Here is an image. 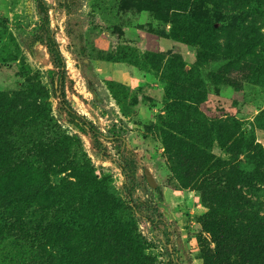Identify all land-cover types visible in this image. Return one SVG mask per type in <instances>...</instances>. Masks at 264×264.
I'll use <instances>...</instances> for the list:
<instances>
[{
  "label": "rangeland",
  "instance_id": "obj_1",
  "mask_svg": "<svg viewBox=\"0 0 264 264\" xmlns=\"http://www.w3.org/2000/svg\"><path fill=\"white\" fill-rule=\"evenodd\" d=\"M38 3L65 65V100L98 129L102 148L68 122L60 88L53 91L59 79L47 77L53 66L38 41ZM183 15L193 22L183 24ZM0 94L42 104L89 160L70 187L79 175L73 151L61 149L53 162L62 167L44 178L0 148V264H73L87 248L78 250L69 229L96 224L84 206L95 191L119 203L117 211L104 208L107 224L138 237L124 249L129 264H205L216 251L208 223L236 216L219 205L232 194L264 216V184L240 180L264 175V0H0ZM29 119V139L43 137ZM85 179L90 187L79 199L73 192ZM19 218L38 227L56 218L62 242L30 246L8 229ZM102 253L108 260L102 254L99 264H107Z\"/></svg>",
  "mask_w": 264,
  "mask_h": 264
},
{
  "label": "trees",
  "instance_id": "obj_2",
  "mask_svg": "<svg viewBox=\"0 0 264 264\" xmlns=\"http://www.w3.org/2000/svg\"><path fill=\"white\" fill-rule=\"evenodd\" d=\"M38 5L42 15V24L39 28L42 35H38V41L46 47L53 66V69L47 72V77L52 80L56 76L59 79L58 88H55L53 91L56 92L60 88V103L68 122L79 133L90 135L95 148H102L98 140L99 135H101L98 129L90 121L78 115L65 100L63 91L65 65L54 35L49 31L46 11L42 4L38 3ZM179 18L183 24L193 22V19L188 15H183ZM184 29L186 31V28ZM183 42L188 45L190 44L189 40L185 37H183ZM133 60L135 61V59ZM112 84L113 86H121L117 83ZM110 92H113V89L110 88ZM113 97L120 104V110H122L121 102L115 95ZM28 99L24 94L20 96L16 95L10 99L0 94V148L5 147L7 152L9 151L13 155H17L15 163L21 167H28L32 164L40 168L44 178H47L55 168L62 167L63 161L53 162V159L56 158L61 149L67 150L69 154L73 151L74 162L71 163V166H74L75 163L78 165L76 168H78L80 177L79 175H75L78 184H69V186H79L80 178L85 177L89 168V160L82 150L79 139L76 135L69 137L59 134L57 132V125L53 123L50 115L44 112L43 105L37 104L36 101L32 103ZM121 112L123 113V111ZM28 118H30L28 124H33L32 120H34L43 126L45 130L43 137H36L33 140L29 139V133L26 132L28 128L26 129L25 123L28 121ZM216 164V162H213L214 166ZM130 165L128 163L127 165H122L121 170L124 172V175V168H130ZM67 167L73 169V167H69L68 165ZM240 180L246 186H252L251 183L264 184V175L259 173L243 175ZM88 183L90 182L87 179L83 180L82 186L75 190L73 195L79 199L83 198L87 194L85 192L88 187H90L89 184L85 188ZM12 199L19 210L22 211L24 202L16 197H12ZM92 199H95V202H86L84 206L89 217H92L96 221V224L81 231L69 229V233L72 236L74 235V239L79 242L80 247L78 250H81L83 247L87 248L84 253L80 255L75 254L72 263L93 264L95 262L99 264V256L103 254L102 252H109L111 261L107 262V264H129L132 258L124 253V249L128 246L130 240L137 241L138 237H130V231L123 225H108L107 219L104 218V208L109 206L111 208L109 211L113 212V209L117 211L119 203L109 194L105 196L100 194L98 196L96 191L93 192ZM99 202L102 203L101 207V203ZM219 202L221 208H224L228 204L229 208L236 213V216H229L223 220L214 219L208 223L209 231L216 238V251L211 257L206 258L205 264H264V216L256 213L252 204L246 198H241L235 194H232L229 199H222ZM154 216L147 217L146 221L153 224L155 220ZM208 216H211V209ZM54 219L58 223L57 225L47 223L43 227L32 226V222L25 218L13 219L12 223L8 224V226L11 225L8 229L18 230V232L23 234V237L26 236L25 241L30 246L35 244L38 249L45 250V248L51 247L52 240L53 244L62 242L60 237L64 232L62 229L64 226L56 218ZM25 222L26 224H24ZM78 235L83 236L78 237ZM94 254L96 258H94ZM103 258L108 260L104 254Z\"/></svg>",
  "mask_w": 264,
  "mask_h": 264
},
{
  "label": "water",
  "instance_id": "obj_3",
  "mask_svg": "<svg viewBox=\"0 0 264 264\" xmlns=\"http://www.w3.org/2000/svg\"><path fill=\"white\" fill-rule=\"evenodd\" d=\"M144 176H145V179H146V182L148 183V185L151 187H154L155 186L154 181H153L152 177L150 176V174L148 173V171L144 172Z\"/></svg>",
  "mask_w": 264,
  "mask_h": 264
}]
</instances>
